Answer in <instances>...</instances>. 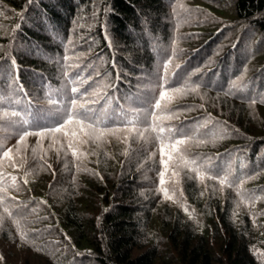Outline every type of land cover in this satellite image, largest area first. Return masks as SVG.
Instances as JSON below:
<instances>
[{
	"label": "trees",
	"instance_id": "16d2710c",
	"mask_svg": "<svg viewBox=\"0 0 264 264\" xmlns=\"http://www.w3.org/2000/svg\"><path fill=\"white\" fill-rule=\"evenodd\" d=\"M263 49L264 0H0V264H264Z\"/></svg>",
	"mask_w": 264,
	"mask_h": 264
},
{
	"label": "snow or ice",
	"instance_id": "6c2138e0",
	"mask_svg": "<svg viewBox=\"0 0 264 264\" xmlns=\"http://www.w3.org/2000/svg\"><path fill=\"white\" fill-rule=\"evenodd\" d=\"M177 67H179V65H177ZM191 90L194 91V92L197 91L196 88H192ZM78 91H79V89H77V88H75V87L71 88V92H73V93H76V92H78ZM176 91H180V90L177 89ZM95 95H96V94H94V96H95ZM166 96H167V93H164V94L161 95L160 99H161V100H164V99L166 98ZM94 102H95V101H94ZM53 103H55V102H53ZM66 107H70V108H72V109H84V108H85V105H84V104H80V103H78L76 100H72V101H71V104L68 105V106H66ZM155 107H156L157 109L163 110V109L161 108L160 103H157V104L155 105ZM92 112H93V110H92L91 108H89V109H87V110L83 113V115L85 116L86 119H89V118H91V116H92ZM11 115L14 116V117H20V112H12ZM140 115H142V114H137V117L139 118ZM171 118H172V117L169 116V117H164L163 119H171ZM119 119H120V122H121V123H123V124L126 125V127H124L123 129H120V128L96 129L95 127H92L91 125H88L87 127L90 129V131H91L92 133L100 132L101 134H103L104 132H110V133L115 134V133H117V132H121V131H123V132H126V133H128V134L137 133V134H139V135H143V131H150V132H154V133L156 134V136L159 137V136H161V135L165 132V129H164L163 127H161L159 124L156 123L157 119H160V118L155 117V116L152 117V127L149 128V129H145V130H142V129H140V128L135 127L136 123L138 122V119H137V120H128V119H124V118H122V117L119 118ZM144 119H145V121H146V120L148 119V117L145 116ZM24 123H27V121H24ZM73 123H75V124H77V125H80L82 122L79 121V120H77V121H73L71 118H69V120L67 121V124H73ZM64 127H65V125L62 124L61 127L47 128V129H44L43 131H40V132H33V133H31V134H32V135H38V136L43 137V136H45V135H52V134H54V133L61 132V131L63 130ZM29 134H30V133H28L27 131H25V132L23 133V135L20 137V140L23 141L24 138H25L26 136H28ZM125 139H127V137H125ZM183 143H184L183 140H178V141H176V144H183ZM69 146H71V144H70ZM170 147H171V146H170ZM10 151H11V149H9L8 151L3 152V156H4V157H8ZM164 163H165V166H166V165H167V161H165ZM253 178H254V177H249V179H253ZM200 179L203 180L204 177L201 176ZM26 182H27V181H25V183H26ZM225 182H226V178H221L220 183H221V184H224ZM160 183H161V185H163V183H164V180H163V173H161V180H160ZM229 186H231V185H229ZM161 190L164 191L163 188H161ZM165 194H166V193H165ZM2 199H3V198L0 197V200H2ZM4 212L7 213L8 215H11V213L9 212V210H8L7 207L4 208ZM0 259H2V257H0Z\"/></svg>",
	"mask_w": 264,
	"mask_h": 264
},
{
	"label": "rangeland",
	"instance_id": "374dc122",
	"mask_svg": "<svg viewBox=\"0 0 264 264\" xmlns=\"http://www.w3.org/2000/svg\"><path fill=\"white\" fill-rule=\"evenodd\" d=\"M140 79H142L143 81H145V84H146L145 86H149V87L148 88L142 87L141 88V92L142 93H140L137 97H135V99H132V100H134L137 103L145 100V98L148 96L147 95V91L148 90H153V92H154V90H155V92L157 91V89H156L157 87L155 86V81L157 79V75L156 74L152 77V80H150V78L149 77H146V76H142V77H140ZM148 98H150V96H148L146 99H148ZM144 114H146V112ZM5 135H6V133L3 134V136H5ZM11 139H14V138L11 137L10 140Z\"/></svg>",
	"mask_w": 264,
	"mask_h": 264
}]
</instances>
